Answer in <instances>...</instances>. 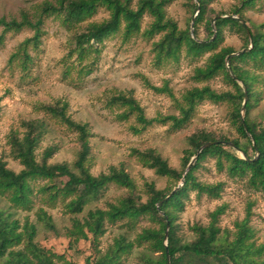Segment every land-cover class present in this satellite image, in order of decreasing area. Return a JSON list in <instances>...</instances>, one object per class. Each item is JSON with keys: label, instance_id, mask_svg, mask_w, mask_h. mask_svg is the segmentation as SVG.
<instances>
[{"label": "trees", "instance_id": "trees-1", "mask_svg": "<svg viewBox=\"0 0 264 264\" xmlns=\"http://www.w3.org/2000/svg\"><path fill=\"white\" fill-rule=\"evenodd\" d=\"M55 0L45 1L38 6L34 16L23 14L21 21L0 19L3 32L0 44H3L7 33L31 29L34 34L22 42L11 56L10 63L17 62L23 70L28 69L32 62L30 49H37L44 36V25L48 18L58 19L61 25L73 32L72 46L68 54L66 74L75 70L78 78H85L94 73L98 67L104 43L117 35L128 42L138 35L152 40L155 61L158 65L167 61H178L182 53L194 59L211 54L202 68L195 70V80L207 82L222 75L233 87L234 91L218 92L210 86L196 87L187 91L179 101V115L148 119L145 110L131 94L119 93L112 96L108 105L121 111L119 121H129L134 118L137 126L131 127L134 134H141L154 124L170 123L173 131L185 128L194 118L199 105L204 102L213 104L227 103L231 107L230 118L241 140H230L226 137L217 138L213 133L200 131L188 138L190 148L185 151L180 170L171 167L156 150L144 151L133 149L132 155L146 168L155 171L156 175L165 177L172 184L165 190H159L153 183L144 185L147 200L143 202L134 194L135 183L124 168L111 167L108 173L94 176L88 161L91 154V132L88 124L78 123L69 115V104L56 101L54 104H42L37 107L46 117L55 119L78 134L80 150L72 165L68 163H49L54 149L45 150L41 159L37 150L48 133V123L45 119H35L22 122L23 132L9 136L12 157L23 169L16 173L0 161V196L5 197L10 206L16 210L32 211L36 192L47 203L55 205L62 202L66 213L79 215L85 208L111 185L126 188L130 194L116 204H109L107 210L96 209L88 212L83 224L74 221V234L88 238L85 230L97 241L105 233V222L116 224L127 221L135 225L141 218L148 217L158 224V228L144 229L136 239L138 246H146L155 258L146 255L148 264H167V255L171 264H253L257 263L254 256L264 255V245L256 247L251 240L254 237L248 220L238 225L234 240L230 241L223 235L219 219L224 214L220 207L211 213L208 226L196 225L193 228L195 239L184 242L177 237L175 228L179 215L184 212L186 203L193 192L218 199L223 190L222 184L210 185L200 182L195 175L201 163L208 158L217 161L220 170L226 169L235 178L249 177L250 184L264 192V125H258L251 120V111L261 101V94L256 90L259 78L254 72H264V24L248 26L251 34L249 41L246 28L234 19L247 22L244 12L255 9L264 0H236L233 13L227 17L219 15L207 22L210 37L200 40L193 38L190 30H181L178 24L167 16V7L171 0ZM195 12L194 27L206 21L210 13L209 7L214 0H189ZM100 9H105L109 17L102 21H92ZM150 16L153 21L143 30V21ZM231 29L239 34L245 48L251 49L240 55L227 57L237 53L231 47L222 48L224 31ZM197 33V32H196ZM74 59V60H71ZM68 65V64H67ZM68 65V66H69ZM229 66V68H228ZM236 76L246 88L241 87L229 73ZM157 92L168 90H159ZM170 93V92H169ZM245 105V117L242 121V108ZM255 141L258 156L250 136ZM209 142H217L205 148L199 155L195 165L184 176L187 166L202 146ZM222 142L233 143L243 151L248 160L242 159L237 150ZM183 180V185L175 194L166 197ZM39 181L45 182L37 187ZM159 205V208H158ZM40 222L49 230L56 232V227L43 209L37 212ZM167 229L168 247H165ZM37 227L26 220L24 224L12 219V215L0 211V264H54L55 254L38 246L36 243ZM23 246V249L15 248ZM135 244L125 238H118L114 246L102 257L98 264H119L122 257L133 251ZM168 251V254H167Z\"/></svg>", "mask_w": 264, "mask_h": 264}, {"label": "rangeland", "instance_id": "rangeland-1", "mask_svg": "<svg viewBox=\"0 0 264 264\" xmlns=\"http://www.w3.org/2000/svg\"><path fill=\"white\" fill-rule=\"evenodd\" d=\"M45 1L55 0H0V19L21 21L22 15L34 16L37 8ZM138 0L134 1L136 5ZM237 5L236 0H214L206 21L194 27L198 12H195L189 0H171L167 7V16L174 20L181 30L200 40L210 37L207 22L211 18L229 16ZM248 26L264 24V4L244 12ZM109 17L105 9H100L92 21H102ZM237 17V16H234ZM153 19L146 16L143 30L148 28ZM44 36L37 49H30L32 62L23 70L15 62L10 63L11 56L18 46L31 38L34 32L23 29L20 32L7 33L0 44V161L8 169L19 173L23 167L12 157L9 136L23 132L22 122L45 119L48 133L41 142L37 155L41 159L45 150L54 149L49 163H68L72 165L80 150L78 134L55 119L46 117L37 107L42 104H54L65 101L69 104L71 118L88 124L91 137V154L89 167L94 176L108 173L111 167L124 168L135 183L134 194L143 202L147 200L144 185L153 183L159 190H165L172 184L165 177L156 175L155 171L144 167L132 155L133 149L141 151L156 150L169 165L175 169L182 168L185 151L190 148L188 138L194 133L206 131L217 138L230 140L240 138L230 118L231 107L227 103L213 104L204 102L199 105L191 122L182 130L173 131L170 123L154 124L137 135L131 127L137 126L135 119L119 121L121 111L108 105L109 99L119 93L131 94L145 110L148 119L179 115V101L189 90L196 87L210 86L218 92L234 91L233 87L220 75L207 82L195 80V70L205 66L210 53L194 59L182 53L178 61H167L158 65L155 61L153 43L160 36L149 40L138 35L124 42L120 35L107 40L103 45L97 69L88 77L78 78L75 70L66 74L68 54L72 46L73 32L65 29L58 19L48 18L44 25ZM264 30V28L262 29ZM3 28L0 27V35ZM197 32V33H196ZM222 48L231 47L239 52L245 48L243 38L232 31H224ZM74 60V59H71ZM69 66H68V65ZM229 68V66H228ZM259 78L256 90L261 94L259 105L251 111L250 118L258 125H264V72H254ZM241 87L242 84L239 83ZM159 90H168L169 92ZM244 104V103H243ZM245 117V112L242 111ZM237 154L242 157L241 153ZM195 175L204 184H222L223 190L218 199L193 192L186 203V208L177 221L175 232L184 242L195 239L193 228L196 225L208 226L211 213L220 207L224 214L219 219L222 233L230 241L234 240L238 225L248 220L254 233L251 242L256 247L264 245V192L255 189L249 177H231L226 169L220 170L217 161L208 158L201 163ZM45 182L39 181V185ZM126 188L111 184L98 199L92 201L82 214L66 213L63 203H47L37 192L32 211L16 210L10 206L5 197L0 196V211L12 215V219L24 224L26 220L37 227L36 243L39 247L55 254L54 264H98L115 244L118 238L133 242V251L124 255L119 264H148L146 255L155 258L146 246H138L137 236L147 228H158V224L148 217L141 218L135 225L127 221L116 224L105 222V233L97 240L87 233L88 238L74 234V221L84 223L88 212L96 209L107 210L109 204H116L128 196ZM43 209L52 217L56 232L47 229L38 219L37 212ZM23 249V246L15 250ZM257 263L264 264V255L254 256Z\"/></svg>", "mask_w": 264, "mask_h": 264}, {"label": "water", "instance_id": "water-1", "mask_svg": "<svg viewBox=\"0 0 264 264\" xmlns=\"http://www.w3.org/2000/svg\"><path fill=\"white\" fill-rule=\"evenodd\" d=\"M226 17H227V16H226ZM233 18L239 20V22H240V23L246 28V32H247V35H248L249 41H250V43H251V41H252V39H251V34H250V30H249L248 27H247L246 22H245L244 20H242V19H238L237 17H233ZM192 36H193L194 39H196V37H195L193 34H192ZM251 47H252V46H250V48L243 49V50H241V51H239V52H237V53H233V54H231L230 56L227 57V59H226L227 62H228V60H229L230 57H233V56H236V55H240V54H242V53H244V52H247V51H249V50L251 49ZM228 71H229V73L231 74V76L234 78V80L237 81L238 83H241L242 86L244 87V84H243V83H242V82H241L236 76H234V75L232 74V71H231L230 69H228ZM244 90H245V93L247 94V91H246V88H245V87H244ZM246 101H247V95H246V97H245V101H244L243 108H242V111H243V112H245ZM241 115H242V121L244 122V116H243L242 112H241ZM245 130H246L248 136H250V138H251V140H252L253 146H254V148H255V150H256V156H258L259 154H258V150H257L256 144H255V141L252 139L250 133L248 132V129H247L246 125H245ZM215 143H217V142H213V143H212V142H209V143L205 144L204 146H202L201 149L198 150V152L194 155V157L191 159V162H190L189 165L187 166L186 171H185V173H184V176H185V175L189 172V170L195 165V163H196V161H197L199 155L201 154V152H202L205 148H207V147H209V146H211V145H213V144H215ZM222 143H223L224 145H229V146H231L233 149H235V150H237L238 152H240L241 155H242V157H241L242 159H244V160H248L246 154H245L243 151H241L240 149H238V148L236 147L235 144H233V143H228V142H222ZM182 185H183V180H182V182H181L176 188H174V190H173V191H172V192L166 197V199H169L170 197H172V196L175 194V192H177V190H178L180 187H182ZM158 208H159V205H158ZM168 235H169V230L167 229L166 234H165V247H166V248L168 247V243H167V241H168ZM167 254H168V251H167ZM167 259H168L167 264H171V259H170V256H169V255H167Z\"/></svg>", "mask_w": 264, "mask_h": 264}]
</instances>
